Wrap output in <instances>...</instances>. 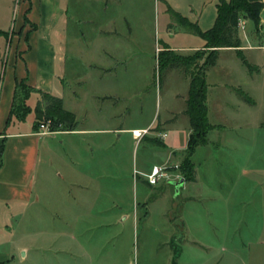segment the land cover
Returning a JSON list of instances; mask_svg holds the SVG:
<instances>
[{
  "label": "crops",
  "instance_id": "1",
  "mask_svg": "<svg viewBox=\"0 0 264 264\" xmlns=\"http://www.w3.org/2000/svg\"><path fill=\"white\" fill-rule=\"evenodd\" d=\"M21 2V16L16 28L9 34L0 28V264H36L40 256L51 264H82V260L91 256L92 261H96L107 245L119 243L126 221L131 219L134 225L146 217L147 202L151 199L147 193L155 185L150 186L139 176L134 177L132 171L143 173L152 166L179 162L189 133L187 119L183 110L164 111L161 118L157 115L154 121L151 119L144 125L123 124V120L129 118V111H118L120 101L124 100L117 96L115 69L124 62L103 45L93 52L91 42L95 37L112 33L126 37L128 43L127 14L106 17L108 6L102 0ZM73 16L79 23L78 34H74L77 46L66 42ZM245 24L250 31L252 24L248 21ZM259 28L255 35L252 34L258 44L264 43V8L259 14ZM250 37L251 33L244 38L238 35L242 55L244 51H264V44L245 45L248 38L251 41ZM201 46L202 41L188 52L197 51ZM223 51L234 53L230 48H222L218 50L217 58ZM250 65L254 67L255 75L248 78L254 80L260 74V68ZM20 82L28 89L24 100V105L30 109L28 115L32 112L33 116L38 115L34 108L42 105L39 93H44L60 99L62 109L73 116V128L40 135L34 120L26 121L27 116H10L15 86ZM70 84L76 87L72 100L79 103L78 107H66L67 97L63 91ZM185 98L179 100L184 102ZM157 125L159 131L151 134L161 136L163 133L164 138L159 136L158 140L155 135L148 137L146 134L137 142L141 143L142 155H162L163 160L152 162L148 167L140 164L134 153L130 172L132 207L120 208L112 185L119 180L117 153L123 144L121 135H129L131 142L137 143L130 134L132 130H150ZM179 129L183 132L184 144L176 147L171 132ZM199 148L206 146H198L194 152ZM191 157L193 179L182 182L177 194L187 188V184L196 183V167ZM162 186L159 189L163 193L167 191L166 187L174 190L171 181ZM184 196L180 197L183 203L194 200L190 195ZM177 206L180 205L175 203L174 207ZM40 212L45 213V221L50 223H47L46 239L39 245L34 239L35 234L31 233V239L27 238L30 243L26 244L23 237L22 240L17 238L18 223L27 220L33 224L35 214ZM171 225L175 230L164 243L186 242L183 223ZM89 249L93 254L87 252ZM176 250L178 259V245ZM169 252L171 264L172 251Z\"/></svg>",
  "mask_w": 264,
  "mask_h": 264
},
{
  "label": "rangeland",
  "instance_id": "2",
  "mask_svg": "<svg viewBox=\"0 0 264 264\" xmlns=\"http://www.w3.org/2000/svg\"><path fill=\"white\" fill-rule=\"evenodd\" d=\"M102 2L108 6L106 17L111 14L118 17L123 13L128 18V43L126 37L113 36L112 33L102 38L95 37L91 42L93 52L97 46L103 45L110 54L117 55L124 62L115 69L118 77L115 84L117 96L124 100L120 101L118 111H129V118H125L123 124L144 125L151 119L154 121L157 115L161 118L164 111H182L184 102L180 100L186 97L188 78L181 69H166L159 83L157 52L165 47L179 55H190L193 51L188 50L201 44V40L182 28L168 9L204 31L214 22L217 0ZM21 3V0H0V28L7 34L16 28L21 16ZM241 21L243 27L237 30V34L244 38L251 33V41L248 38L245 45L264 44H258L253 39L252 34L257 33L253 26L249 31L245 24L247 20ZM69 23L66 42L74 46L78 43L74 34H78L79 23L75 16ZM243 55L249 64L260 68V74L254 80L248 78L255 75L254 71L249 73L234 53L229 51L221 52L216 65L205 72L206 118L212 129L206 135L203 145L206 148H199L191 157L196 167V183L187 184V188L179 193L180 196L170 187H166L167 191L163 193L159 189L162 185L181 179L179 165L184 154L176 164L172 165V161H169V165H162L167 178L149 188L151 190L147 194L154 200L147 202L146 217L134 225L131 219L126 221L119 243L107 245L96 261H92L90 255L88 260L81 261L82 264H170L169 250L172 251L171 264H264V51H244ZM64 89L66 107H78L79 103L72 100V92H76L75 85H67ZM240 90L251 103L242 100ZM17 95L15 116L18 118L24 112L19 104L21 95ZM43 108V103L36 105L34 112H38L37 116H33V112L25 115L26 121L34 120L37 132V125L45 121ZM158 126L148 129V137L155 135L158 140L162 139L157 133L151 134L159 131ZM50 129L52 132L57 131ZM57 129L65 131L63 126ZM171 137L174 146L184 144L180 129L171 132ZM121 139L123 144L117 153L119 180L113 183L112 188L116 190L119 207L126 209L130 206L131 209L133 193L130 172L134 153H137V161L148 167L152 162L162 161L163 156L142 155L141 143H132L126 134L121 135ZM184 194L194 200L183 203L180 197L184 198ZM175 203L180 206L175 208ZM103 204H107L106 200H103ZM35 217L33 224L27 220L18 223L17 238L22 240L23 237L26 244L30 243L28 239H31V233L35 234L34 239L39 245L46 239V215L40 212ZM180 223L184 225L186 242L177 244L180 254L176 259L178 251L175 241L168 245L164 242L175 230L171 224ZM90 250L87 252L93 254ZM36 264L51 262L40 256Z\"/></svg>",
  "mask_w": 264,
  "mask_h": 264
},
{
  "label": "trees",
  "instance_id": "3",
  "mask_svg": "<svg viewBox=\"0 0 264 264\" xmlns=\"http://www.w3.org/2000/svg\"><path fill=\"white\" fill-rule=\"evenodd\" d=\"M264 8L263 0H217L215 4L216 17L210 28L201 31L199 28L184 18L180 17L170 9L177 22L182 28L188 30L202 41L201 49L194 51L190 55H179L163 47L157 52V80L160 83L162 74L166 69H181L188 78L186 98L184 101L183 115L187 119L189 133L187 136L183 158L179 165V172L182 173L183 182L193 179V168L190 157L198 146L205 144L206 135L212 126L208 124L206 118V84L204 80L205 72L215 65L218 50L230 48L234 51L235 57L247 69L249 73L255 71L244 58L240 50V40L237 34V22L239 19L249 21L255 32L259 28V14ZM199 64L197 65L196 63ZM191 67H194L193 69ZM16 92L13 97V105L10 116L15 114L17 107V94L21 95L20 106L24 117L29 112L24 105L28 89L22 82L16 84ZM44 104L43 119L49 120L52 129L63 126V130L70 131L73 128V116L62 109L60 99L39 93ZM243 101L251 103L248 97L239 92ZM19 117V116H18ZM174 264V263H173Z\"/></svg>",
  "mask_w": 264,
  "mask_h": 264
},
{
  "label": "built area",
  "instance_id": "4",
  "mask_svg": "<svg viewBox=\"0 0 264 264\" xmlns=\"http://www.w3.org/2000/svg\"><path fill=\"white\" fill-rule=\"evenodd\" d=\"M243 27V23L241 19L238 20L237 22V30ZM38 134L40 135H45L51 133L50 129V121L45 120L42 123H39L38 125ZM148 133V129H142V130H132L130 132L133 140L136 142L139 141L144 135ZM165 134H162L160 138H164ZM132 175L134 177L136 176H141L145 182L150 185L154 186L156 185L159 181L166 180L167 175L165 171V167L162 166H152L146 173H140L138 171H132Z\"/></svg>",
  "mask_w": 264,
  "mask_h": 264
},
{
  "label": "water",
  "instance_id": "5",
  "mask_svg": "<svg viewBox=\"0 0 264 264\" xmlns=\"http://www.w3.org/2000/svg\"><path fill=\"white\" fill-rule=\"evenodd\" d=\"M183 180L182 179H178V181L176 182H172L173 186H174V191H175V194L177 193V189L178 187L182 184Z\"/></svg>",
  "mask_w": 264,
  "mask_h": 264
}]
</instances>
